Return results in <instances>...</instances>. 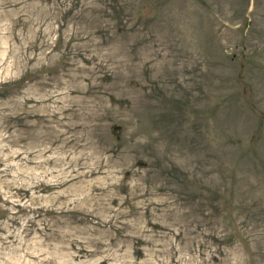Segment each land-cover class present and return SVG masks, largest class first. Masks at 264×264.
<instances>
[{"label":"rangeland","instance_id":"1","mask_svg":"<svg viewBox=\"0 0 264 264\" xmlns=\"http://www.w3.org/2000/svg\"><path fill=\"white\" fill-rule=\"evenodd\" d=\"M0 264H264V0H0Z\"/></svg>","mask_w":264,"mask_h":264}]
</instances>
